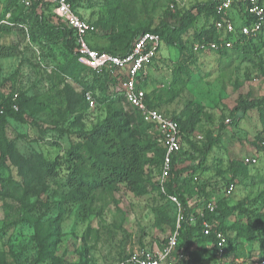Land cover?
Here are the masks:
<instances>
[{"label":"rangeland","instance_id":"1","mask_svg":"<svg viewBox=\"0 0 264 264\" xmlns=\"http://www.w3.org/2000/svg\"><path fill=\"white\" fill-rule=\"evenodd\" d=\"M6 1L0 0V19L10 15ZM203 1L81 0L78 7L97 22V46L121 52L134 31L167 24L173 9L183 12ZM261 39L223 58L201 57L182 71L185 51L165 43L156 60L160 74H149L146 86L168 113L183 114L188 123L196 119V146L186 141L176 169L196 166L203 159L209 168L199 173L200 181L213 180L218 186L212 197L229 206L243 202L250 207L257 234L243 251L254 257L264 254V154L246 176L237 178L234 193L227 194L224 184L232 177L230 161L251 152L261 126L256 108L241 121L236 119L239 113L234 114L240 100L264 97V32ZM0 46L19 50L15 56L0 58V102H7L17 87L30 99L18 117L8 112L0 118L13 150L6 167H0V264H116L135 247L159 246L172 236L177 229L176 209L151 183L143 196L125 186L108 188L94 192L86 205L75 203L70 211L61 212L71 193L65 161L79 144L75 133L92 130L108 116L110 107L104 98L115 86L105 76L98 78L85 70L81 71L86 82L72 78L71 68L79 69V64L59 40L30 43L18 30L0 27ZM86 84L95 86L99 98L93 109L86 107ZM209 144L212 148L206 151ZM58 160L60 176L53 177L49 162ZM153 174L157 182L158 170ZM204 195H195L189 204L195 205ZM26 217L34 221L27 223ZM234 221L232 217L228 226ZM204 247H192L189 264H207Z\"/></svg>","mask_w":264,"mask_h":264},{"label":"trees","instance_id":"2","mask_svg":"<svg viewBox=\"0 0 264 264\" xmlns=\"http://www.w3.org/2000/svg\"><path fill=\"white\" fill-rule=\"evenodd\" d=\"M68 1L71 2L77 13L96 26L97 30L87 36L88 44L92 49L100 53L125 54L131 49L139 35L147 31L155 32L161 36L163 44L176 45L185 51L180 71L183 70L182 67L187 69L189 64H197L201 57H207L210 54H216L223 58L233 50L242 52L245 48L251 46L253 42L262 40L264 32V27L256 35H243L238 31L231 48L195 51L194 44L196 42L202 40L219 41L220 38V33L215 27V21L220 18V14L217 13V6L221 0H206L183 12L179 8L173 9L172 14L169 15L170 21L167 24L157 28H143L134 31L130 36L127 48L117 52L115 47L101 48L97 46V42L94 41L98 32L97 22L90 17H86L79 10L78 5L81 0ZM173 7H177L176 1ZM6 8L10 15L0 19V27L7 31L18 30L30 43L45 44L46 41L59 40L64 49L74 54L76 63L79 64V69L72 66L70 71L72 78L86 82L87 75H83L81 71L85 70L87 74H95L98 78L105 76V79L111 81L115 86L114 92L104 98L110 107L108 116L97 123L92 130L75 133L79 139V144L69 151L65 161L67 163L66 185L70 188L71 193L63 200L61 212L70 211L75 203L86 205L92 200L93 193L98 190L119 189L120 186H125L136 195L143 196L149 192L148 185L151 183L150 185L153 184V187H157L161 196L167 199L160 187V176L166 150L150 133L151 124L144 121L139 110L126 101L121 86L123 74L120 72L113 73L107 67L95 69L82 63L79 60L75 30L58 18L47 2H36L30 8H25L18 0H7ZM235 10L237 11L236 13H234ZM232 11V18L238 28L245 23L250 24L253 20V17H247L245 4L239 0L234 1ZM227 37L231 38L232 34H228ZM188 45H190L189 48ZM18 51L15 47L0 46V58L15 56ZM156 60L155 64H157ZM172 70L174 71V68ZM94 77V80H98L96 76ZM139 86L146 89L147 78ZM87 91L94 93L98 105L99 98L96 94L95 86L86 84L85 93ZM16 92L19 93V97L14 101L13 95ZM23 93L24 91L17 87L12 91L7 102H0V106L6 109L4 114L0 115V118H3L8 112L18 117L19 113L24 112L29 107L30 99L24 98ZM152 95L153 92H147L146 101L148 105L162 109L155 102ZM84 99L86 107H89L85 94ZM14 103L18 104V110L13 108ZM255 108L259 111L261 127L252 146L254 149L260 150L264 131V97L240 100L234 110V114L238 112L236 119L241 121L248 111ZM167 114L179 122L184 140L189 142L192 147L196 146L195 140L193 141L196 119L192 118L191 122L188 123L185 121L183 114L173 115L168 112ZM211 148L212 144L207 145L206 151ZM12 153L11 142L6 137L4 128L0 124V167L2 169L6 167ZM184 153L183 147L181 152L174 157L171 175L165 185L167 192L169 194H177L186 206L187 212L190 213L195 208L204 209L208 200L213 198L212 196L218 186L213 184L211 180L200 181L199 173H204L209 168L203 159L196 166L186 167L178 171L176 167ZM250 167L242 160L232 159L229 165V172L232 177L224 185L227 187L232 182L237 183V178L246 176ZM60 169L61 161L49 162V175L59 177ZM153 170H158L159 178L157 182L154 180L155 174H153L156 171ZM195 176H198L199 180H195ZM152 180H154L153 183L151 182ZM190 182L192 183L191 185H189ZM200 194H205L206 196L204 195V198L200 202L195 203V205H190L189 201L195 195ZM167 201L169 202L168 199ZM252 213L250 207L243 202L235 206H229L222 202L221 199L214 212H207L206 218L211 223L218 222V228L229 233V248L223 262L218 259L214 236L205 235L202 232V218L196 215V223H191L187 219L184 220L178 230V242L173 255L177 259V264L184 263V261L189 264L192 261V253L190 251H192L194 245L205 246L202 253L207 264H248L251 261L263 260V251L259 255L256 253L258 257H254L253 253L246 256L243 251L247 241L254 242L256 239L257 228L253 224ZM232 217H235L236 221H234L232 226H228V222ZM24 220L27 223L34 221L30 217H26ZM167 240H164L161 244L166 243ZM207 242H209V246L205 245ZM239 258L244 261L237 263L236 260Z\"/></svg>","mask_w":264,"mask_h":264},{"label":"built area","instance_id":"3","mask_svg":"<svg viewBox=\"0 0 264 264\" xmlns=\"http://www.w3.org/2000/svg\"><path fill=\"white\" fill-rule=\"evenodd\" d=\"M25 8H30L34 3L47 2L50 4L53 13L65 24L73 28L77 34L79 60L95 69L107 67L111 72H120L122 77V89L126 101L136 107L144 121L151 124L150 133L154 139L162 145L166 152L162 165L160 176L161 191L166 195L171 204L174 205L177 215L176 232L170 236L166 243L159 246L135 247L127 257L116 264H177L174 252L177 246L179 228L184 220L196 223V215L202 218V232L205 235H213L216 240L217 256L220 262L224 261V256L229 248V233L218 228V222L211 223L206 218L207 212H214L220 199L212 198L208 200L204 209L195 208L190 213L187 212L177 194H169L165 183L168 181L172 162L176 155L183 149L186 141L181 131L179 122L167 114V112L158 107H151L146 101L147 91L139 86L149 75V69L158 58L163 47V41L159 34L155 32H144L135 40L131 49L125 54H111L108 52H99L90 47L87 36L95 32L96 26L82 17L73 8L68 0H18ZM235 0H221L217 6V13L220 18L215 21V27L220 33L219 41L202 40L194 44L195 51L218 50L219 48H231L239 31L243 35H256L264 27V0H239L245 4V14L247 17H253L250 24H243L239 28L234 23L231 15V9ZM6 22V21H4ZM239 29V30H238ZM232 34L231 38L227 35ZM19 93L13 95L16 101ZM85 98L90 108L97 106V101L92 91L85 93ZM13 108L18 110L19 106L14 103ZM4 113V107L0 106V115ZM261 141V149H254L250 154L242 157V161L250 166L259 164L264 154V131ZM195 180H199L195 176ZM237 188L236 183L232 182L226 187V193L232 194ZM237 263L244 260L239 258ZM248 264H264L263 260L251 261Z\"/></svg>","mask_w":264,"mask_h":264},{"label":"crops","instance_id":"4","mask_svg":"<svg viewBox=\"0 0 264 264\" xmlns=\"http://www.w3.org/2000/svg\"><path fill=\"white\" fill-rule=\"evenodd\" d=\"M161 52V51H160ZM158 64V63H157ZM157 64H152V66L150 67V69H149V72H148V74H160V65L158 64V66H157ZM162 69V68H161ZM159 71V72H158ZM149 76V75H148ZM163 110H165V109H163ZM168 112V111H167ZM261 127V126H260ZM251 152H253V148H252V150H251ZM251 152H249L248 154H250ZM245 156V155H244ZM260 162H261V160H260ZM259 162V163H260ZM213 181V180H212ZM213 184H215L214 182H212ZM237 189V188H236ZM236 191V190H235ZM234 191V192H235ZM233 192V193H234ZM213 198H215V197H213Z\"/></svg>","mask_w":264,"mask_h":264}]
</instances>
